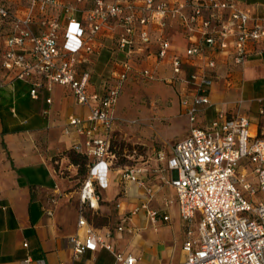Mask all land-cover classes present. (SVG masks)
<instances>
[{
	"label": "built area",
	"instance_id": "1",
	"mask_svg": "<svg viewBox=\"0 0 264 264\" xmlns=\"http://www.w3.org/2000/svg\"><path fill=\"white\" fill-rule=\"evenodd\" d=\"M88 1L90 6L81 7L83 0H0V67L29 83L31 99L59 84L89 109L85 118L69 115L63 126L65 134L74 130L83 136L71 150L86 159L77 187L80 233L69 237L72 261L102 248L112 264H136L135 257L111 242L113 232L132 233V218L139 214L152 225L168 222L176 203L184 222L182 258L168 264H264V127L258 124L250 132L252 120L239 109L219 110L206 124L193 125L202 107L212 105L209 93L218 67L229 80L231 70L252 53L250 46L264 44V13L252 17L244 0ZM177 30L186 46L184 56L172 48ZM103 32L113 35L109 48L122 55L121 69L111 72L102 93H89L88 73L76 76L78 56L100 45ZM132 72L142 80L179 86L189 128L171 144L170 155L161 149L143 155L136 147L120 153L113 146L115 108ZM256 103L263 117L264 96ZM151 173H159L158 189L173 188V199L163 194L153 205ZM248 175L255 177L256 188L246 181ZM109 176L119 184L133 183L138 197L128 210L115 201L121 213L101 234L86 212L98 211ZM45 213L51 216L52 208ZM16 264L43 263L26 255Z\"/></svg>",
	"mask_w": 264,
	"mask_h": 264
},
{
	"label": "crops",
	"instance_id": "2",
	"mask_svg": "<svg viewBox=\"0 0 264 264\" xmlns=\"http://www.w3.org/2000/svg\"><path fill=\"white\" fill-rule=\"evenodd\" d=\"M244 3L252 17L260 18L263 15L264 0L251 2L244 0ZM80 6L88 7L90 1L83 0ZM175 39L179 43L181 41L184 43L178 30L173 36V42ZM99 40L101 44L95 46L91 52H84L78 56L76 76L80 77L82 73H88L87 91L89 93H102L109 82L111 72L121 69L119 61L122 55L109 48L114 43L112 33L103 32ZM250 48L252 53L241 67L231 70L229 80L224 78L223 68L218 67L216 72L219 75L209 93L212 105L202 107L193 125L206 124L219 110L234 111L237 101L243 104V100L234 98L231 92H240L244 83L253 84L262 81L264 85V50L261 54L253 52V49H264V44L251 45ZM2 50L0 49V61ZM99 60L103 62L102 67L97 70L94 68V63L96 64L95 61ZM142 65L143 63L137 68ZM163 71L166 70L161 68L160 72ZM135 74L136 72L130 73L123 90L132 83L158 82L142 80L135 77ZM165 86L170 88L175 101L172 110H175L183 119L182 122L185 121L189 127L179 103V86L169 84ZM29 88V83L13 79L0 67V264H16L26 255L33 261L43 264H94L101 252L108 251L99 248L93 253L86 252L79 260L71 259L69 237L76 232L80 233L76 226L78 194L77 190H66L69 180L64 176L63 170L68 160L62 154L61 157L58 156L62 151L71 150L74 143L81 142L83 139V136L78 135L74 130L68 134L63 132L67 117L76 115L85 118L89 109L75 102L72 91L68 87L54 84L49 92L40 91L37 99L30 98ZM260 92L261 94L256 98L264 96V88ZM47 97L50 98L49 103L45 102ZM241 112L252 120L250 132L254 133L255 126L258 124L264 127V116L259 117L257 112L252 113L248 108L242 109ZM115 114L117 116V105ZM182 122L178 124L181 125ZM174 126L167 132L166 137H172L179 131ZM187 132L188 129L184 136ZM158 149H161L165 155L171 154V144ZM159 166L163 165L159 163ZM168 173L170 174L169 171H165L163 174L168 178ZM158 177L159 173H151L148 180L156 193L154 206H157L161 195L169 196L167 188L173 190L170 186L158 189ZM131 187H134V190ZM104 192L109 195L105 196ZM100 195L98 211H87L86 214L89 222L94 227L100 228L102 234L106 227L112 226L109 224L97 226L92 222V216L103 214L108 199H112L113 208L115 201L121 200L122 207L128 210L136 202L138 192L133 183L119 184L112 176H109L108 186L100 192ZM47 208H52L51 216L45 213ZM114 210L116 215L121 213L115 208ZM170 221L171 215L168 222L159 220L156 225H152L154 231L161 233L159 239L164 246L161 253L157 252L156 245L151 239L145 238L144 232L150 223L140 214L132 218V225L135 227L132 233L113 232L111 242L124 254L135 257L136 264L178 263L180 260L175 261L173 258L172 243L175 241L181 246L184 239V224L180 226L182 239L179 241L176 240V236L171 238L164 232V224ZM23 243H26V247Z\"/></svg>",
	"mask_w": 264,
	"mask_h": 264
},
{
	"label": "rangeland",
	"instance_id": "3",
	"mask_svg": "<svg viewBox=\"0 0 264 264\" xmlns=\"http://www.w3.org/2000/svg\"><path fill=\"white\" fill-rule=\"evenodd\" d=\"M252 0H246L251 2ZM13 5L12 8H16ZM1 40V38H0ZM172 48L176 50L179 55L184 56L186 53L185 43L182 41L179 43L177 39L174 40ZM94 68L100 69L102 67L103 60L95 61ZM245 73L243 72V75ZM162 82L153 83H132L127 85L121 92V96L117 103V121L115 123V132L113 146L115 150L120 153L129 151L132 147L138 148L139 152L145 155V153H151L152 150L158 149V147H165L172 144L175 140L181 139L184 133L189 128L188 124L184 121L175 110H172L175 101L173 95L168 86ZM264 85L262 81H257L253 84L244 83L240 92H231L234 98H240L243 100L236 102V108L245 110L250 109V112H257L256 97L263 91ZM247 110V109H246ZM213 114H211L212 116ZM212 118V117H211ZM210 118V119H211ZM182 124H178L181 123ZM200 122V120L198 121ZM178 124V125H176ZM198 124V123H197ZM175 125V126H174ZM175 127L177 133L172 137H166L167 132ZM66 156L68 162L65 165L64 176L69 180V184L66 188L67 191H76L77 187L86 173V159L77 155L72 150L62 151L58 156ZM71 158L77 159V164L71 162ZM168 178L170 174L168 173ZM246 181L250 183L252 187H257V181L253 175H248ZM134 190V187H131ZM167 192L171 199L174 198V192L171 188H167ZM75 193V192H74ZM105 196L109 193L104 192ZM134 193L133 191L131 192ZM73 194V193H72ZM75 195V194H73ZM75 198V197H72ZM106 209L103 214L93 215L92 222L99 226L103 224H109L113 226L117 220V215L113 208V201L107 200ZM171 215V221L164 224V232L171 238L176 236V240H181L180 226L184 224L179 216V209L176 203L172 204L168 211ZM198 221L196 216L195 222L191 226L194 234H196L195 224ZM160 231L156 232L152 229V224H149L147 230L144 232V236L147 239H151L152 243L156 245V250L161 253L164 246L161 244L159 235ZM172 240V239H171ZM173 241V240H172ZM173 244V258L175 261H179L182 258V252L180 251L179 243ZM112 257L108 252H101L100 256L95 260L94 264H111Z\"/></svg>",
	"mask_w": 264,
	"mask_h": 264
},
{
	"label": "trees",
	"instance_id": "4",
	"mask_svg": "<svg viewBox=\"0 0 264 264\" xmlns=\"http://www.w3.org/2000/svg\"><path fill=\"white\" fill-rule=\"evenodd\" d=\"M71 162L77 164V159L76 158H71Z\"/></svg>",
	"mask_w": 264,
	"mask_h": 264
}]
</instances>
